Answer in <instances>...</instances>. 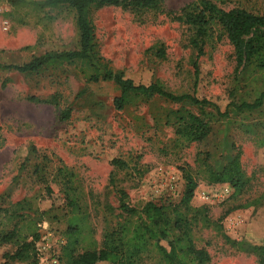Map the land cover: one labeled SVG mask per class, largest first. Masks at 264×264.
Instances as JSON below:
<instances>
[{"label": "rangeland", "instance_id": "rangeland-1", "mask_svg": "<svg viewBox=\"0 0 264 264\" xmlns=\"http://www.w3.org/2000/svg\"><path fill=\"white\" fill-rule=\"evenodd\" d=\"M191 1L164 0L160 12L102 7L94 9L90 19L99 56L113 72L144 84L158 81L172 93L195 94L214 107L153 97L117 111L112 105L117 87L88 81L90 69L81 62L28 75L0 70V211L14 215L3 224L0 212V236L15 232L11 243H0V264H31L8 262L4 255L35 236L36 244L46 245L47 256L66 263L61 247L67 221L77 213L68 204L70 198L85 214L88 232L85 241L79 239L77 255L99 249L104 231L126 223L123 202L140 209L153 201L179 208L194 245L209 254V264H257V255L237 243L247 237L251 243L264 242V104L252 112L229 109L227 117L220 115L231 94L236 101H251L264 91V71L238 69L232 46L214 25L195 83L192 32L171 16ZM216 3L224 10L264 15V0ZM78 48L72 9H37L0 0L1 64L22 65L46 52ZM30 97L54 98L57 105ZM64 110L70 115L61 121ZM178 110L202 119L210 129L208 136L190 143L176 134L177 124L167 123L166 115ZM236 155L248 183L233 197L229 185L209 183L204 169L220 171ZM112 159L123 161L124 167L111 165ZM62 168L73 173L72 184L58 174ZM186 173L197 183L187 210L179 203ZM203 210L208 223L202 219ZM135 264L164 263L150 251Z\"/></svg>", "mask_w": 264, "mask_h": 264}, {"label": "trees", "instance_id": "trees-1", "mask_svg": "<svg viewBox=\"0 0 264 264\" xmlns=\"http://www.w3.org/2000/svg\"><path fill=\"white\" fill-rule=\"evenodd\" d=\"M217 1L222 0H193L181 7L179 11L171 14L174 20L189 27L192 32L189 44L196 52L193 61L195 83L199 74L198 62L204 53L205 45L211 38L214 25L221 28L232 46L238 69L248 67L264 71V15L253 14L241 8L224 10L217 5ZM10 2L12 5L27 4L37 9L61 6L72 9L75 12L76 27L79 31V48L69 51L46 52L22 65L0 63V70L28 75L38 73L47 67L81 62L90 69V73L87 75L88 81L93 83L112 82L117 87L119 94L112 102L113 108L117 111L153 97H159L176 104L187 103L193 106L214 107L209 101L198 99L195 94L172 93L158 81L144 84L134 81L123 72H113L99 56L90 19L94 9L113 6L132 8L138 11L160 12L163 10L164 0H10ZM156 53L160 57L164 56L162 49H158ZM230 98L224 113L220 115L221 117H227L229 109L242 114L261 108L264 104V91L251 101L245 99L236 101L232 94ZM28 100L57 105L54 98L40 100L30 97ZM69 115V110H64L59 114V120L65 121ZM172 120L177 124L176 134L190 143L202 141L210 132L209 127L202 119L187 110L169 112L166 115V122L169 123ZM110 163L118 168L124 167V162L119 159H112ZM204 170L209 183L229 185L233 190V197L241 194L247 186L248 180L241 169L239 155H236L220 171H214L209 167H205ZM58 174L68 184H72L73 173L62 168L59 169ZM183 179L185 187L179 203L187 210L197 183L189 173H186ZM68 204L77 213L67 221L66 241L61 247L62 256L66 259V263L63 261V264H135L141 255L150 251L155 252L164 264L210 263L209 254L194 245L187 221L183 219L179 208L176 205L173 207L167 204L159 205L153 201L146 202L140 209L130 207L123 202L120 205V210L127 217L126 223L104 231L99 249L92 248L77 255L75 249L80 244L79 239L85 241L88 238V232L85 234V214L76 200L70 198ZM0 212L4 214L3 224L8 223L14 216L7 209H1ZM202 219L208 223L205 210H203ZM14 238V231L3 234L0 236V243H11ZM248 239L249 237L242 239L237 245L241 250L257 255V264H264V242L251 243ZM37 240V236L31 237L29 241H24L18 246L14 253L4 255V258L8 262L30 261L31 264H37L39 256L36 247ZM57 259L61 260L58 256Z\"/></svg>", "mask_w": 264, "mask_h": 264}, {"label": "built area", "instance_id": "built-area-1", "mask_svg": "<svg viewBox=\"0 0 264 264\" xmlns=\"http://www.w3.org/2000/svg\"><path fill=\"white\" fill-rule=\"evenodd\" d=\"M5 25L6 24L4 23V26ZM171 186L173 187V185H171ZM171 186H170V189L172 188ZM228 190L229 189L226 187L224 192L227 193ZM36 247H37V251L39 254L38 258H39L41 264L44 262H46L48 264H60L57 257H55L54 255H49V256L46 255V251H47L46 245H44L43 243L40 242V244H36Z\"/></svg>", "mask_w": 264, "mask_h": 264}]
</instances>
